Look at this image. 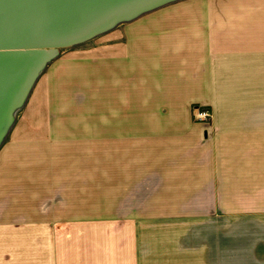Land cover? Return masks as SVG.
Here are the masks:
<instances>
[{
  "label": "crops",
  "instance_id": "0c3cea01",
  "mask_svg": "<svg viewBox=\"0 0 264 264\" xmlns=\"http://www.w3.org/2000/svg\"><path fill=\"white\" fill-rule=\"evenodd\" d=\"M82 49L0 148V264H264V0H181Z\"/></svg>",
  "mask_w": 264,
  "mask_h": 264
},
{
  "label": "water",
  "instance_id": "95a60500",
  "mask_svg": "<svg viewBox=\"0 0 264 264\" xmlns=\"http://www.w3.org/2000/svg\"><path fill=\"white\" fill-rule=\"evenodd\" d=\"M181 0H0V148L62 49Z\"/></svg>",
  "mask_w": 264,
  "mask_h": 264
},
{
  "label": "rangeland",
  "instance_id": "374dc122",
  "mask_svg": "<svg viewBox=\"0 0 264 264\" xmlns=\"http://www.w3.org/2000/svg\"><path fill=\"white\" fill-rule=\"evenodd\" d=\"M89 43H90V41H88ZM88 42H86V43H83V44H80V45H77V46H75V47H78V46H80V47H82V48H84V49H82V50H84L85 52L87 51V49L86 48H88V45H89V43ZM72 48V47H71ZM69 49V48H68ZM68 49H62L61 51H60V53H59V56L57 57V59L58 58H60ZM57 59H55L56 61H57ZM55 60H53L52 62H54ZM51 64V62L49 63V65ZM48 65V66H49ZM48 66H47V68H48ZM46 68V69H47ZM45 69V70H46ZM45 70H44V72H45ZM43 72V73H44ZM42 73V74H43ZM42 74H40V75H42ZM41 77V76H40ZM39 77V78H40ZM37 82V81H36ZM22 110V108L20 109V110H18L17 112H16V114H15V120H14V122L16 121V119H17V117H18V114H19V112ZM14 122H13V124H14ZM13 124H11V126H10V129H11V127H12V125ZM9 129V130H10ZM8 133H9V131H7ZM8 133H7V136L5 137L6 139H5V141L7 140V137H8ZM4 141V142H5ZM97 224H99V222H97ZM110 224V223H109ZM100 226H101V223L99 224ZM119 225H120V220L119 219H117V218H113V220H112V224L110 225L111 226V230L109 231V232H111V236H112V239L113 240H120V238H121V236H120V233H119ZM86 235L84 236L83 235V233H81V234H79V236H81V235H83L82 236V238L83 239H88L89 240V233H87V232H84ZM93 233V232H92ZM91 234V233H90ZM95 234H100V233H98V232H96ZM90 239H91V237H90ZM146 251V250H145ZM145 255V254H144ZM146 256V255H145ZM115 258V256H113V261L115 260L114 259Z\"/></svg>",
  "mask_w": 264,
  "mask_h": 264
},
{
  "label": "built area",
  "instance_id": "2783aa9c",
  "mask_svg": "<svg viewBox=\"0 0 264 264\" xmlns=\"http://www.w3.org/2000/svg\"><path fill=\"white\" fill-rule=\"evenodd\" d=\"M211 112L209 109L205 108H195V116L194 118H196L199 121H209L211 120Z\"/></svg>",
  "mask_w": 264,
  "mask_h": 264
}]
</instances>
